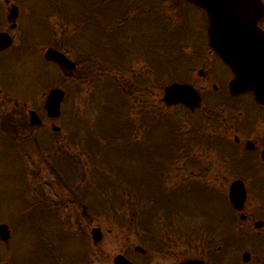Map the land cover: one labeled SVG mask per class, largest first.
<instances>
[{
  "label": "rangeland",
  "instance_id": "obj_1",
  "mask_svg": "<svg viewBox=\"0 0 264 264\" xmlns=\"http://www.w3.org/2000/svg\"><path fill=\"white\" fill-rule=\"evenodd\" d=\"M10 1L16 3L25 13H40V17L44 16V21L36 28H43L45 37L55 32L68 41V34L75 36L77 32L75 42L78 52L74 48L70 49L69 41H62L64 50L75 57L76 53L83 57L82 54L87 52L98 60L94 61L95 67L78 66L79 73L73 80L63 78L58 72L59 84L66 92V109L64 115L54 121V124L61 126L60 132L52 133L53 136L46 132L45 139L49 138V143L45 142L47 146L41 143L40 146L29 145L27 148L17 142H8L3 143L6 144L3 152L0 149V153L4 155V158H0V221L7 223L10 229L9 241L6 244L0 241V264H35L36 258L46 260L50 255H43L45 245L58 249L57 242H54V233L57 231L61 248L58 251L66 255L83 249L115 253L133 249L134 244H140L147 249L145 245L153 248L159 246L160 242L179 250L185 242L190 251L207 247L206 242L196 236L206 233V229L202 228L205 220L200 209L211 205L208 209L212 210L216 204L225 206L226 201L223 195L217 196L200 190L194 182H186L172 175V158L178 153L176 142L180 137L175 139L169 135V125L164 116L159 119L161 115L158 112H166L171 119L176 118L173 127L189 135L188 132H191L196 123L203 122V112L212 106L214 93L211 89L200 92L202 101L193 112H185L180 106L165 108L163 105L160 109L154 106L158 119L149 122L147 114L149 105L153 103L150 91L155 92L153 104L156 105L160 103L163 86L175 80L173 75L184 76V73L176 75L181 62L175 70L170 69L171 63H177L174 54L181 53L177 48H174L176 51H170L172 48H168L167 43L174 40L164 39L162 33L170 25L180 27L166 31L169 35L179 31L184 35L187 28L191 26L193 29V25L204 27L205 18L201 14L203 12L183 0H178V8L170 2L160 1L164 13H145L135 20H130L127 16L121 24L125 30L119 35H109L103 22L106 20L109 27L110 22L115 20V15L121 11L113 8L115 13H106V10L112 8L107 9L109 4L105 2L93 1L84 6L89 9L87 13L103 14L94 17V21L91 20L81 33V25H77L78 20H74L83 11L79 2ZM133 11L132 8L130 13ZM181 24L185 25L183 29ZM154 34L156 41L153 51L150 46H153L151 40L154 39ZM196 35L201 42L199 33ZM102 39L105 46L103 49L99 46ZM199 42H196L197 49L202 53L206 52L207 46ZM118 44H121L123 54L117 58L114 50ZM184 47L186 54L194 51L191 44ZM131 48L133 50L129 51ZM177 58L182 59L179 56ZM197 58L201 59L199 56ZM182 61L185 67L192 65L188 62V57ZM36 62L32 65L34 69L29 75L30 78L41 75L42 70L50 80L57 78L52 77L56 75L53 70L48 74L44 62ZM196 62L194 67L197 70L199 62ZM212 62L213 80L217 81L220 77L224 80L228 74L227 69L215 58ZM135 73L137 77L134 76ZM141 110L142 114L138 116V111ZM47 129L50 131L49 127ZM73 130L75 140L72 142L73 139L69 141L68 136ZM9 143L15 144L21 155L27 153L24 156L26 164L23 163L21 167L23 170L27 165L28 175L32 178L27 175L25 178L21 171L18 172L16 155L11 147L7 148ZM191 148L193 154L212 153L201 148L198 142L192 144ZM51 152L75 153L72 158H56L59 175L63 176L62 172L74 175L73 180L67 179L60 183L51 172L48 174L50 163L41 161L44 157L48 158ZM176 162L174 170L179 173L182 170L181 161ZM43 169L47 172H37V175L33 173ZM23 172L25 173L24 170ZM38 187L44 190L52 203L60 197H70V192L75 201H65L64 204L53 205L52 208L45 206L38 203V196L33 193L38 191ZM122 195L126 198L123 199ZM134 199L142 209H151L149 219L152 224L147 221L145 231L135 228L137 210L134 204H130ZM83 205L85 211H82ZM142 211L144 214L141 219L144 223L146 211ZM93 226H99L102 232L96 242L91 240L90 230ZM137 233H149L155 241L152 242L149 236L140 237ZM139 239L143 243L138 242Z\"/></svg>",
  "mask_w": 264,
  "mask_h": 264
},
{
  "label": "flooded vegetation",
  "instance_id": "obj_2",
  "mask_svg": "<svg viewBox=\"0 0 264 264\" xmlns=\"http://www.w3.org/2000/svg\"><path fill=\"white\" fill-rule=\"evenodd\" d=\"M0 2V142L14 141L20 145L39 146L45 140L47 128L62 117H49L44 110V101L52 87L59 86V74L54 79L42 74L30 78L33 64L44 62L48 69L58 70L56 63L44 58L46 47H53L67 55L61 48L60 35L49 30L45 37L43 28H36L44 21L40 13H23L18 7L15 11L8 9L10 0ZM139 1V0H137ZM151 2L155 0H149ZM264 2V0H263ZM78 19L88 22L87 13H81ZM77 21V19H74ZM105 23L106 20H104ZM262 37L250 42L247 55V80L244 85L228 87L234 72L227 69V77L213 80L211 65L213 58L220 62L217 54L207 46L206 55L197 49V40L189 43L194 48L187 54L191 66L181 70L176 81L191 84L201 98L202 91L211 89L214 98L212 106L204 113L205 120L197 126L201 148L212 153L189 154L185 138L176 144L178 153L172 158V175L184 181H192L200 190L214 193L225 199V206L216 204L204 214L206 233L197 234L206 241L207 247L189 250L187 242L179 250L173 246H159L143 250H122L115 253L92 249L72 251L68 255L60 253L56 247L44 248L43 255H50L46 260L36 258L35 264H114V256L122 254L133 264H183L188 260H200L196 264H264V13L257 20ZM32 26L31 28H29ZM35 26V27H34ZM36 28V29H35ZM205 26L197 28L201 42ZM47 33V35L49 34ZM206 36V35H205ZM75 42L71 39L70 49ZM75 54V52H74ZM201 55V57H200ZM201 58L198 60V57ZM75 64V56L71 58ZM199 62L196 70L194 65ZM221 63V62H220ZM183 71V72H182ZM180 75V76H181ZM153 103L155 92L150 91ZM152 105V104H151ZM184 106L183 104H176ZM185 107V106H184ZM149 111L153 112L152 106ZM34 114V115H32ZM75 140V131L69 136ZM177 139V138H176ZM60 154H50L46 160L57 161ZM71 158V156L69 157ZM176 161H181V172L174 169ZM190 171V172H189ZM179 175H176V173ZM244 193L242 202L232 203L229 193ZM199 190V191H200ZM44 198V193L40 192ZM71 195V192H70ZM72 195L69 197L71 201ZM74 199V198H73ZM142 212L138 211V218ZM214 214L213 217H210ZM209 217V218H208ZM145 231V229H140ZM140 237L149 233H140ZM184 237V236H183ZM187 238V235L185 236ZM184 241H187L185 238ZM142 241V240H141ZM55 242V240H54ZM167 248V249H165ZM40 254V253H39Z\"/></svg>",
  "mask_w": 264,
  "mask_h": 264
},
{
  "label": "water",
  "instance_id": "obj_3",
  "mask_svg": "<svg viewBox=\"0 0 264 264\" xmlns=\"http://www.w3.org/2000/svg\"><path fill=\"white\" fill-rule=\"evenodd\" d=\"M202 8L208 19V43L217 52L221 59L237 74V79L232 81L237 86H242L247 80L248 45L250 42L261 39L262 34L257 28L255 20L262 13L261 0H187ZM47 58L56 60L64 74L70 75L72 62L61 53L51 48L45 52ZM231 88V83H230ZM63 91L58 88L51 89L46 101L45 109L50 115H58ZM163 99L167 103L183 102L190 108L198 104V95L187 84L173 83L165 87ZM243 194L230 192L233 202L242 200ZM97 233V234H96ZM9 236V231L4 223H0V238ZM94 239L100 236L99 229H93ZM139 249L140 247L136 246ZM122 256H116V264H126ZM187 263V262H186ZM189 263H195L189 261Z\"/></svg>",
  "mask_w": 264,
  "mask_h": 264
},
{
  "label": "trees",
  "instance_id": "obj_4",
  "mask_svg": "<svg viewBox=\"0 0 264 264\" xmlns=\"http://www.w3.org/2000/svg\"><path fill=\"white\" fill-rule=\"evenodd\" d=\"M172 4L177 5V4H178V0H174V1L172 2Z\"/></svg>",
  "mask_w": 264,
  "mask_h": 264
}]
</instances>
